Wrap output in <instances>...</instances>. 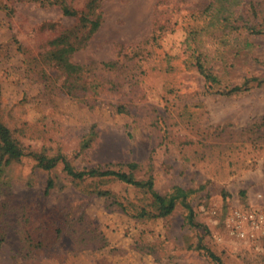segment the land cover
Instances as JSON below:
<instances>
[{"label":"rangeland","instance_id":"obj_1","mask_svg":"<svg viewBox=\"0 0 264 264\" xmlns=\"http://www.w3.org/2000/svg\"><path fill=\"white\" fill-rule=\"evenodd\" d=\"M210 1L0 0V121L16 141L75 170L138 163L136 178L152 175L159 193L191 190L201 225L180 204L138 218L132 206L149 207L139 189L72 180L25 156L0 166V264H217L205 249L223 264H264V238L228 225L235 211L264 208V0H242L262 33L207 32ZM61 36L88 70L79 85L51 57ZM250 77L261 82L228 94Z\"/></svg>","mask_w":264,"mask_h":264},{"label":"trees","instance_id":"obj_2","mask_svg":"<svg viewBox=\"0 0 264 264\" xmlns=\"http://www.w3.org/2000/svg\"><path fill=\"white\" fill-rule=\"evenodd\" d=\"M244 8H246V5L242 0H211L202 11L207 32L221 30L229 33H238V31L241 30L251 33H262V29L258 27V24L249 23L250 20L247 19L246 14L243 12ZM62 11L66 16L77 15L75 11L68 9L67 7H62ZM79 20L84 23H90L88 35H91L93 32H95L99 26L98 20H89L85 15H79ZM59 41L63 42L62 47L58 48L53 54H51L54 64L63 71L67 79L71 78L72 82L76 81L78 85L79 81L85 82V80H82V77L88 72V70H85L82 66L72 63L69 60V56L77 48L76 45L65 41V38L62 36L53 40V43H58ZM200 68L202 69L203 76L206 80L216 81V76L212 72L204 70L202 66H200ZM255 80L259 79L256 77L245 79L243 83L229 89L228 94L241 91L248 82H253ZM260 82L261 80H259V83ZM77 90L78 88L73 87L72 83L71 85L69 84L66 86V92L69 94H73V92ZM90 132H92V130ZM90 132L89 136L87 135L86 139L84 140L85 144H89L91 141L92 133ZM16 140L17 139L12 136L11 131L0 121V166H7L12 161H17L22 157L29 156L42 170L49 171L56 167L57 164H61L64 173L72 180H98L102 182L119 181L139 189L144 195H148L147 197L149 199V207L146 208L144 206H132L135 212L134 216L138 218L166 217L173 212L177 204H180L186 212L185 220L187 224L192 227L201 226L194 220L193 209L187 201L188 196L192 191L179 186H173L169 192L163 194L159 193L156 188H154V180L152 175H148L143 179L136 178L135 172H137L140 168L138 163H107L83 170H75L62 154L47 156L39 152L25 151V149ZM52 186V181L48 180L45 187V192L52 188ZM96 194L99 196L111 195L110 191L108 190H97ZM118 204L123 210H127V207L122 205V202ZM198 246L199 248L204 249L200 243ZM205 250L207 255L216 261L217 264H223L219 257L207 249Z\"/></svg>","mask_w":264,"mask_h":264},{"label":"built area","instance_id":"obj_3","mask_svg":"<svg viewBox=\"0 0 264 264\" xmlns=\"http://www.w3.org/2000/svg\"><path fill=\"white\" fill-rule=\"evenodd\" d=\"M229 233L241 239L264 238V208L235 211L228 219Z\"/></svg>","mask_w":264,"mask_h":264}]
</instances>
